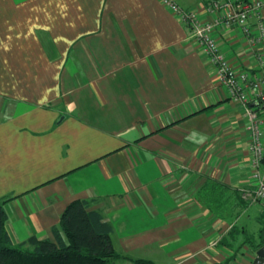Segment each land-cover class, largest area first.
<instances>
[{
  "label": "crops",
  "instance_id": "0c3cea01",
  "mask_svg": "<svg viewBox=\"0 0 264 264\" xmlns=\"http://www.w3.org/2000/svg\"><path fill=\"white\" fill-rule=\"evenodd\" d=\"M174 1L211 19L205 0ZM217 39L235 69H263L264 41L237 26ZM252 171L242 106L160 0H0V203L14 244L54 240L66 205L87 199L112 227L108 264H223L234 251L227 264H250L256 250L225 232Z\"/></svg>",
  "mask_w": 264,
  "mask_h": 264
},
{
  "label": "built area",
  "instance_id": "2783aa9c",
  "mask_svg": "<svg viewBox=\"0 0 264 264\" xmlns=\"http://www.w3.org/2000/svg\"><path fill=\"white\" fill-rule=\"evenodd\" d=\"M160 1L190 29V36L214 66L218 82L242 106L251 152V174L257 187L241 191V197L264 207V65L260 61L263 69L256 72L235 69L220 50L217 39L220 29L237 26L243 28L250 45L264 41V0H205L211 19H201L195 10H184L174 0ZM251 16L255 19V31L247 26Z\"/></svg>",
  "mask_w": 264,
  "mask_h": 264
},
{
  "label": "trees",
  "instance_id": "16d2710c",
  "mask_svg": "<svg viewBox=\"0 0 264 264\" xmlns=\"http://www.w3.org/2000/svg\"><path fill=\"white\" fill-rule=\"evenodd\" d=\"M212 197L209 209L220 213L222 209L213 205L215 200ZM6 218L0 203V264H108L119 256L112 246L111 225L87 199H75L66 205L58 225L52 227L54 240L30 236L14 244L5 229ZM231 227L230 232L233 233L235 225ZM262 235L259 241L250 245L252 252L264 244ZM236 255L237 251L231 253L223 264ZM135 263L153 264L145 259H138Z\"/></svg>",
  "mask_w": 264,
  "mask_h": 264
},
{
  "label": "rangeland",
  "instance_id": "374dc122",
  "mask_svg": "<svg viewBox=\"0 0 264 264\" xmlns=\"http://www.w3.org/2000/svg\"><path fill=\"white\" fill-rule=\"evenodd\" d=\"M225 210L228 209L225 208ZM229 222L235 225L234 234L230 232V229L229 231L226 230L225 241L227 242L228 237L233 248L241 244H246V247L250 248V245L260 240V235L263 234L264 237V207L259 203H248L246 206H242L240 212L233 216ZM249 255L250 259L254 257L252 251L249 252ZM240 259H243L242 255ZM239 261L241 262V260Z\"/></svg>",
  "mask_w": 264,
  "mask_h": 264
},
{
  "label": "water",
  "instance_id": "95a60500",
  "mask_svg": "<svg viewBox=\"0 0 264 264\" xmlns=\"http://www.w3.org/2000/svg\"><path fill=\"white\" fill-rule=\"evenodd\" d=\"M250 264H264V244L256 250V255Z\"/></svg>",
  "mask_w": 264,
  "mask_h": 264
}]
</instances>
